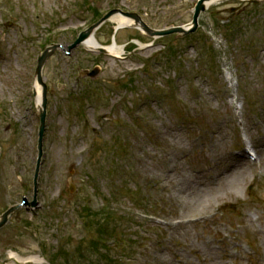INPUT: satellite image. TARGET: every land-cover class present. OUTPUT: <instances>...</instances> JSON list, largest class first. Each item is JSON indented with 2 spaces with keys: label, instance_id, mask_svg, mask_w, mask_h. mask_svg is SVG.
Masks as SVG:
<instances>
[{
  "label": "rangeland",
  "instance_id": "1",
  "mask_svg": "<svg viewBox=\"0 0 264 264\" xmlns=\"http://www.w3.org/2000/svg\"><path fill=\"white\" fill-rule=\"evenodd\" d=\"M196 1L0 0V215L33 199L37 56L62 46L42 70L37 204L0 229V264H264V0H220L182 38L130 26L113 35L109 19L94 36L126 58L83 44L64 53L110 9L162 29L187 24ZM94 67L95 79L79 75ZM173 137L183 146L171 167ZM237 169L236 187L212 192ZM184 173L210 199L183 217L168 191Z\"/></svg>",
  "mask_w": 264,
  "mask_h": 264
},
{
  "label": "bare ground",
  "instance_id": "2",
  "mask_svg": "<svg viewBox=\"0 0 264 264\" xmlns=\"http://www.w3.org/2000/svg\"><path fill=\"white\" fill-rule=\"evenodd\" d=\"M218 1H220V0H209V1L205 2V5L210 6V5H212ZM110 20L115 23L114 27L115 26L116 27H124V26L134 24V21L130 17L123 15L121 13L114 14L113 16H111ZM83 44L88 49H95V48H98L100 45L99 42L96 40L94 35H90L83 42ZM104 48L108 53H110L114 56H121V54H122L121 46H119L115 41L111 44L104 46ZM226 78H231L230 73L228 71L226 72ZM34 90H35L36 104L38 105L39 101H40V85H39V83L35 82ZM235 108H239V105L235 104ZM171 141L173 143L174 150L170 154V156L167 158V161L170 164V166L173 167L177 163V161H176V157H178L177 156V154H178L177 149L181 148L183 146V143H182V141H179L178 139H175L174 137L171 139ZM220 145H222V144L216 143L213 146L218 147ZM233 172H234V170L232 171V173ZM239 174H243V171L241 169H237V171L234 172L233 176L232 175L230 176V174L224 175L220 180L222 183L219 181L220 182L219 184H217L215 187H211L212 192L215 193L216 195H218L219 193H222L225 190H232L234 187L237 186V184H239ZM193 181H194V177L191 174L184 173L183 175L177 177V179L175 180V184L173 186H171L169 188V191H168L169 197L173 198L175 201H178L181 204L180 214L183 217L186 214L190 215L189 214L190 208H192L196 204V202H198L200 200V198H203L208 194V201L210 199L209 198L210 195H209L208 191L206 189L196 190L195 189L196 187H194V185H193ZM194 191H196V193ZM189 194L195 195L193 202L189 198ZM184 221H185L184 218L183 219H176L177 224H180ZM211 247H212L211 244L207 246L208 249H211ZM11 256H13V254ZM28 259L31 261H37V258H34V257H29Z\"/></svg>",
  "mask_w": 264,
  "mask_h": 264
},
{
  "label": "water",
  "instance_id": "3",
  "mask_svg": "<svg viewBox=\"0 0 264 264\" xmlns=\"http://www.w3.org/2000/svg\"><path fill=\"white\" fill-rule=\"evenodd\" d=\"M209 0H197L196 5L194 7L193 16L191 22L188 24L189 28L186 29L183 26H177V27H171L168 29H161V30H154L150 28L146 23L138 16L136 13H130V12H123L118 9L111 10L103 15V17L98 20L96 23L90 25L88 28L82 30L78 37L75 39V41L70 45L71 48L75 47L77 44L84 42L94 31L96 27H98L103 21L109 19L113 14L115 13H122L126 16H129L134 19L135 27L139 26L142 30H144L148 35L150 36H158V35H164V34H171V33H178L179 35H185L189 32H193L197 27V19L200 14V12L205 10V2ZM255 2L257 0H254ZM57 47V45H52L50 48H46L43 50L42 53L38 56V63L35 71L36 80L39 84L42 86V102L41 106L39 107V112L41 116V126L39 130V140H38V148H39V157H38V165L36 168L35 176H34V199L29 203L30 205H35V195H36V187H37V178H38V171H39V163H40V155H41V145H42V137H43V131H44V116H45V107H46V84L42 80V67L44 65L45 60L47 57L53 52V50ZM99 51L106 52L104 48H99ZM98 73V69L95 68L91 72H88L86 70L80 71L81 75H89L91 77H94ZM19 205H11L8 207L1 215H0V228L3 227L10 216L11 213H13Z\"/></svg>",
  "mask_w": 264,
  "mask_h": 264
},
{
  "label": "flooded vegetation",
  "instance_id": "4",
  "mask_svg": "<svg viewBox=\"0 0 264 264\" xmlns=\"http://www.w3.org/2000/svg\"><path fill=\"white\" fill-rule=\"evenodd\" d=\"M242 1H247V0H242ZM238 25H240V24H238ZM240 29H241V28H240ZM200 41H201V40H200ZM200 41H192V42H190L189 44H190L191 47L194 49L195 47H197V43H199ZM161 45H162L163 48H170V44H169L168 42H162ZM176 60H177V59H176ZM150 64H155V63H148V66H149Z\"/></svg>",
  "mask_w": 264,
  "mask_h": 264
}]
</instances>
